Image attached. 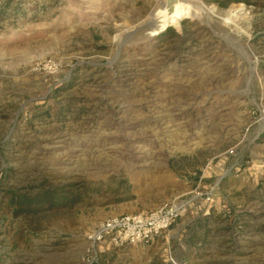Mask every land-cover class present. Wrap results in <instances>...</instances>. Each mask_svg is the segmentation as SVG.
Returning <instances> with one entry per match:
<instances>
[{
	"label": "rangeland",
	"instance_id": "1",
	"mask_svg": "<svg viewBox=\"0 0 264 264\" xmlns=\"http://www.w3.org/2000/svg\"><path fill=\"white\" fill-rule=\"evenodd\" d=\"M166 1L0 0V264H264V0L152 34ZM172 204L147 242L87 237Z\"/></svg>",
	"mask_w": 264,
	"mask_h": 264
},
{
	"label": "built area",
	"instance_id": "2",
	"mask_svg": "<svg viewBox=\"0 0 264 264\" xmlns=\"http://www.w3.org/2000/svg\"><path fill=\"white\" fill-rule=\"evenodd\" d=\"M183 211L180 205H163L150 212L124 214L104 219L87 237L91 240L108 238L114 244L147 242L167 228Z\"/></svg>",
	"mask_w": 264,
	"mask_h": 264
},
{
	"label": "bare ground",
	"instance_id": "3",
	"mask_svg": "<svg viewBox=\"0 0 264 264\" xmlns=\"http://www.w3.org/2000/svg\"><path fill=\"white\" fill-rule=\"evenodd\" d=\"M166 5L162 9H156L152 13V20L155 21V28L152 34L160 31L168 22H176L183 15L194 13V6L199 9H205L202 4L193 2V7L188 3H183L180 0H167ZM195 4V5H194Z\"/></svg>",
	"mask_w": 264,
	"mask_h": 264
},
{
	"label": "trees",
	"instance_id": "4",
	"mask_svg": "<svg viewBox=\"0 0 264 264\" xmlns=\"http://www.w3.org/2000/svg\"><path fill=\"white\" fill-rule=\"evenodd\" d=\"M170 28H167L169 30ZM15 198L14 202L20 206V208L29 211L30 209L35 212L38 210V207L32 206L31 205H42V204H47V207L52 208L55 207V205H60L62 203H67L70 201V198H68L64 194H60L57 192V190H48V191H43L39 192L35 196L32 197H25L23 194H18L14 195L12 193V198Z\"/></svg>",
	"mask_w": 264,
	"mask_h": 264
},
{
	"label": "water",
	"instance_id": "5",
	"mask_svg": "<svg viewBox=\"0 0 264 264\" xmlns=\"http://www.w3.org/2000/svg\"><path fill=\"white\" fill-rule=\"evenodd\" d=\"M152 13H153V10L150 11L151 15H152ZM150 22H151V20H148V22H146V23L144 22V24L142 26L147 25L151 30H153L155 28V24H153V23L151 24ZM142 26H139V28Z\"/></svg>",
	"mask_w": 264,
	"mask_h": 264
}]
</instances>
